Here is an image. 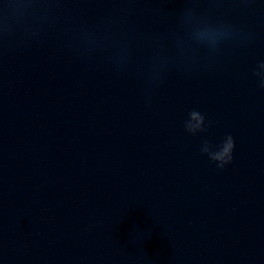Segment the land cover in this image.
Listing matches in <instances>:
<instances>
[{
  "label": "water",
  "instance_id": "water-1",
  "mask_svg": "<svg viewBox=\"0 0 264 264\" xmlns=\"http://www.w3.org/2000/svg\"><path fill=\"white\" fill-rule=\"evenodd\" d=\"M261 59V0H0V264H264Z\"/></svg>",
  "mask_w": 264,
  "mask_h": 264
},
{
  "label": "clouds",
  "instance_id": "clouds-1",
  "mask_svg": "<svg viewBox=\"0 0 264 264\" xmlns=\"http://www.w3.org/2000/svg\"><path fill=\"white\" fill-rule=\"evenodd\" d=\"M264 3V0H261ZM229 34V28L222 26L221 28H204L196 32L195 38L207 42L211 45L224 36ZM253 75L258 78V87L264 89V59L257 62L253 69ZM213 122L206 119V116L198 109H192L188 112L187 117L183 121L184 129L193 134L207 133ZM235 139L231 133H226L220 140L213 141L205 138L200 146V151L207 154L209 159L216 163L218 168H223L234 158Z\"/></svg>",
  "mask_w": 264,
  "mask_h": 264
}]
</instances>
